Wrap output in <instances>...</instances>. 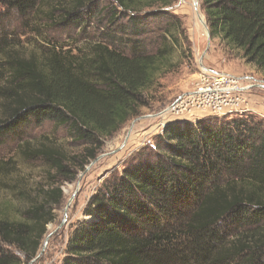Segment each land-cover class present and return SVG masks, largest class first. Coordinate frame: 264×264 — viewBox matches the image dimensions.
I'll list each match as a JSON object with an SVG mask.
<instances>
[{
  "label": "trees",
  "instance_id": "16d2710c",
  "mask_svg": "<svg viewBox=\"0 0 264 264\" xmlns=\"http://www.w3.org/2000/svg\"><path fill=\"white\" fill-rule=\"evenodd\" d=\"M3 1L23 16L39 0ZM107 1L113 19L119 14L126 25L86 54L48 47L26 55L16 33L0 35V141L21 138L27 123L67 126L85 144L80 157L21 145L24 157L41 158L61 183L73 182L103 140L147 107L144 92L179 44L168 30L154 52L139 50L134 39L143 26L136 22L175 0ZM200 7L210 39L264 72V0H200ZM224 117L166 126L158 138L165 153H147L91 198L92 220L74 230L62 264H264V121ZM8 167L0 162V175ZM62 197L53 184L13 216L0 206V264L37 256Z\"/></svg>",
  "mask_w": 264,
  "mask_h": 264
},
{
  "label": "rangeland",
  "instance_id": "374dc122",
  "mask_svg": "<svg viewBox=\"0 0 264 264\" xmlns=\"http://www.w3.org/2000/svg\"><path fill=\"white\" fill-rule=\"evenodd\" d=\"M75 1L39 0L33 11L21 16L0 0V35L8 37L9 33H16L26 55L48 47L86 54L95 42L121 36L117 34L118 26L126 25L127 18H120L118 14L113 19L107 0H81L84 6H76ZM197 7L206 24L200 0H175L172 6L159 9L161 15L135 23L143 24L140 35L134 37L141 51L154 52L161 47L165 30L174 32L179 44L172 50L170 66L144 92L147 107L141 108L112 137L103 140L96 161H90L85 166L87 171L79 172L73 182L61 183L41 158H26L21 153V145L28 143L30 150L50 147L60 150L66 159L80 157L85 144L71 137L67 126L54 121L27 123L21 138L10 135L1 139L0 162H8L9 167L0 175V206L8 205L10 216L27 207L28 199H36L41 190L53 184L62 190V202L54 209L55 219L46 226L38 254L42 253L32 264H62L74 230L92 220L87 215L91 198L112 176L121 175L147 153H156L158 149L165 153V142H159L158 138L166 126L223 117L209 109H200L193 95L190 98L195 93L200 72L224 73L238 80V102L227 109L235 111L224 117L226 120L243 115L264 121V72L246 63L238 52L217 38L210 39L207 47L206 32L196 19ZM143 29L147 31L142 33ZM70 162L73 168L75 161ZM19 192L25 195L24 199Z\"/></svg>",
  "mask_w": 264,
  "mask_h": 264
},
{
  "label": "built area",
  "instance_id": "2783aa9c",
  "mask_svg": "<svg viewBox=\"0 0 264 264\" xmlns=\"http://www.w3.org/2000/svg\"><path fill=\"white\" fill-rule=\"evenodd\" d=\"M238 80L231 75L202 71L196 83L193 95L194 102L201 109H209L214 115L227 116L233 114V106L238 102L236 92ZM179 107V106H178ZM178 107L174 108L179 110Z\"/></svg>",
  "mask_w": 264,
  "mask_h": 264
},
{
  "label": "bare ground",
  "instance_id": "6f19581e",
  "mask_svg": "<svg viewBox=\"0 0 264 264\" xmlns=\"http://www.w3.org/2000/svg\"><path fill=\"white\" fill-rule=\"evenodd\" d=\"M196 7V5H195ZM199 7H197L195 9V14H196V19L198 20L199 24L201 25V28L206 32V38H207V28H206V24L203 22V16L200 14V12L198 11Z\"/></svg>",
  "mask_w": 264,
  "mask_h": 264
},
{
  "label": "water",
  "instance_id": "95a60500",
  "mask_svg": "<svg viewBox=\"0 0 264 264\" xmlns=\"http://www.w3.org/2000/svg\"><path fill=\"white\" fill-rule=\"evenodd\" d=\"M206 28H207V41H208V42H207V47H208V46H209V41H210V36H209V31H208V27H207V25H206ZM95 161H96V160H94V162H95ZM94 162H93V163H94ZM93 163H92V164H93ZM92 164H91V165H92ZM85 171H87V169H85ZM41 253H42V252H40V254H38L33 260H31V261L29 262V264H32L33 262H35V261L39 258V256L41 255Z\"/></svg>",
  "mask_w": 264,
  "mask_h": 264
}]
</instances>
